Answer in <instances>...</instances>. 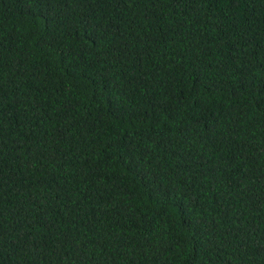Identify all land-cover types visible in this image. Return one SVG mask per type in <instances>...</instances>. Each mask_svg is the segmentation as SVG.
Listing matches in <instances>:
<instances>
[{
    "label": "trees",
    "instance_id": "16d2710c",
    "mask_svg": "<svg viewBox=\"0 0 264 264\" xmlns=\"http://www.w3.org/2000/svg\"><path fill=\"white\" fill-rule=\"evenodd\" d=\"M0 264H264V0H0Z\"/></svg>",
    "mask_w": 264,
    "mask_h": 264
}]
</instances>
